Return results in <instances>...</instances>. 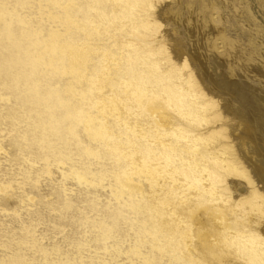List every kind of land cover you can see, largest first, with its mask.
Returning a JSON list of instances; mask_svg holds the SVG:
<instances>
[{
    "label": "bare ground",
    "instance_id": "6f19581e",
    "mask_svg": "<svg viewBox=\"0 0 264 264\" xmlns=\"http://www.w3.org/2000/svg\"><path fill=\"white\" fill-rule=\"evenodd\" d=\"M212 1L187 0L182 10V0H86L92 6L77 14L88 29L75 26L89 33L62 41L69 63L61 73L89 82L98 116L83 112L84 131L109 140L107 152L124 161L120 193H143L147 183L180 258L264 264V49L227 35L217 7L252 17V1ZM253 2L264 14V0ZM240 26L263 45L262 29ZM8 187L0 183V193Z\"/></svg>",
    "mask_w": 264,
    "mask_h": 264
},
{
    "label": "rangeland",
    "instance_id": "374dc122",
    "mask_svg": "<svg viewBox=\"0 0 264 264\" xmlns=\"http://www.w3.org/2000/svg\"><path fill=\"white\" fill-rule=\"evenodd\" d=\"M85 1L0 0V183L9 185L0 193V264H189L169 244L147 183L141 179L143 193H120L115 173L124 161L107 152L109 140L84 131V113L98 116L88 102L89 82L61 73L69 63L62 41L89 33L75 26L87 25L77 14L92 6ZM247 1L255 19L245 9L237 15L217 7L226 34L258 53L264 42L240 24L262 29L263 39L264 14ZM182 32L178 25L177 37L185 39ZM81 89L85 98L76 94Z\"/></svg>",
    "mask_w": 264,
    "mask_h": 264
}]
</instances>
